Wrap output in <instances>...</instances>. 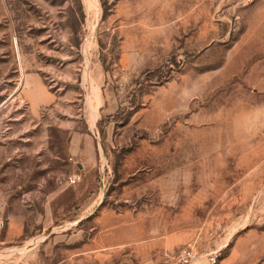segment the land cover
Returning a JSON list of instances; mask_svg holds the SVG:
<instances>
[{
    "label": "rangeland",
    "instance_id": "obj_1",
    "mask_svg": "<svg viewBox=\"0 0 264 264\" xmlns=\"http://www.w3.org/2000/svg\"><path fill=\"white\" fill-rule=\"evenodd\" d=\"M0 216L1 264H264V0H0Z\"/></svg>",
    "mask_w": 264,
    "mask_h": 264
},
{
    "label": "built area",
    "instance_id": "obj_2",
    "mask_svg": "<svg viewBox=\"0 0 264 264\" xmlns=\"http://www.w3.org/2000/svg\"><path fill=\"white\" fill-rule=\"evenodd\" d=\"M251 0H243V2H250ZM78 180L77 176L74 175L68 179L70 184H74ZM3 226V220L0 217V227ZM199 256L193 251V247H188L182 251L177 257V262L179 264H193V261L198 259ZM204 260L200 264H218V254L217 252L209 253L204 255Z\"/></svg>",
    "mask_w": 264,
    "mask_h": 264
},
{
    "label": "crops",
    "instance_id": "obj_3",
    "mask_svg": "<svg viewBox=\"0 0 264 264\" xmlns=\"http://www.w3.org/2000/svg\"><path fill=\"white\" fill-rule=\"evenodd\" d=\"M18 57H19V55H18ZM26 84H28L27 81H26ZM33 103L34 102H31L32 109L34 108ZM8 242H9V234H8L7 230L3 231L0 229V264L6 260L7 255L9 253V248L7 247Z\"/></svg>",
    "mask_w": 264,
    "mask_h": 264
},
{
    "label": "bare ground",
    "instance_id": "obj_4",
    "mask_svg": "<svg viewBox=\"0 0 264 264\" xmlns=\"http://www.w3.org/2000/svg\"><path fill=\"white\" fill-rule=\"evenodd\" d=\"M92 5V4H91Z\"/></svg>",
    "mask_w": 264,
    "mask_h": 264
}]
</instances>
